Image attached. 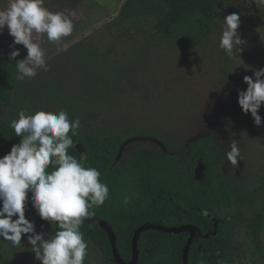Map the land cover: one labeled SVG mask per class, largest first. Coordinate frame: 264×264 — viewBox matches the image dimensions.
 <instances>
[{
  "label": "rangeland",
  "instance_id": "1",
  "mask_svg": "<svg viewBox=\"0 0 264 264\" xmlns=\"http://www.w3.org/2000/svg\"><path fill=\"white\" fill-rule=\"evenodd\" d=\"M126 1L45 0L48 10L72 19L73 32L64 38L67 51L59 53L46 35L41 38L48 70L17 79L13 120L21 110L65 111L70 120L79 118L77 131L119 139L123 163L142 147L187 155L197 141L213 143L222 156L217 177L232 180L242 195L215 206L227 224V252L233 264H264V105L258 127L238 104L239 91L247 89L243 77L254 79V71L264 68V3L220 0L196 36L183 27L161 38L154 28L159 0H131V8ZM8 5L0 0V9ZM232 13L240 15L244 44L228 56L219 42L223 19ZM13 39L7 28L0 32V52L18 49L21 60L27 49L12 46ZM233 142L242 157L237 167L226 156ZM37 233L45 239L55 234ZM85 241L84 264H109ZM21 245L0 240V264H41L27 238Z\"/></svg>",
  "mask_w": 264,
  "mask_h": 264
},
{
  "label": "trees",
  "instance_id": "2",
  "mask_svg": "<svg viewBox=\"0 0 264 264\" xmlns=\"http://www.w3.org/2000/svg\"><path fill=\"white\" fill-rule=\"evenodd\" d=\"M219 1L159 0L155 34L169 38L174 31L180 32L185 27L187 34L196 36L214 17ZM126 2L125 8H131V0ZM10 53L0 52V158L21 139L10 126L18 76L15 66L18 58L10 59ZM72 139L74 144L68 154L84 167L96 168L101 173V182L109 188V198L102 206L90 211L94 213L93 217L100 218L110 227L123 263L133 258V235L139 226L192 224L196 226V235L188 249L187 264H233L227 252V224L217 214L215 206L228 205L234 199H241L242 195L232 180L217 177L222 157L217 146L197 141L189 145L187 155L142 147L123 163L118 156L119 139L91 137L82 131H77ZM77 143L83 145L84 154L76 148ZM51 170L52 166L49 167ZM31 195L29 192L25 210L36 212ZM25 216L34 223L36 233L40 229H50L54 233L58 230L40 216ZM80 231L109 264H117L109 235L99 223L84 221ZM189 236L188 230L171 232L148 228L140 231L135 264H184ZM25 238L26 235H22L21 241Z\"/></svg>",
  "mask_w": 264,
  "mask_h": 264
},
{
  "label": "clouds",
  "instance_id": "3",
  "mask_svg": "<svg viewBox=\"0 0 264 264\" xmlns=\"http://www.w3.org/2000/svg\"><path fill=\"white\" fill-rule=\"evenodd\" d=\"M249 2L257 5L264 0ZM44 4L45 0H9L8 7L0 9V32L7 28L14 38L12 46L21 44L27 49V56L15 63L19 80L35 78L39 70H48L46 51L40 44L44 35L56 44L58 53L68 49L64 38L73 32L72 19L63 12L48 10ZM223 21L219 47L228 56L239 54L244 44L238 33L240 15L229 14ZM18 56V49L10 53L12 60ZM243 81L247 89L239 91L238 104L259 127L262 118L258 113L264 105V68L254 71V79L244 76ZM18 117L10 126L21 138L20 143L0 158V240L19 247L22 235H26L30 250L41 264H84L88 244L80 228L85 218L94 215L90 209L102 206L109 198V188L101 182L96 168H86L68 154L80 120H70L65 111L26 114V110H21ZM226 156L235 167L242 160L235 142ZM29 192L40 218L58 229L50 238L36 233L34 223L25 216Z\"/></svg>",
  "mask_w": 264,
  "mask_h": 264
},
{
  "label": "water",
  "instance_id": "4",
  "mask_svg": "<svg viewBox=\"0 0 264 264\" xmlns=\"http://www.w3.org/2000/svg\"><path fill=\"white\" fill-rule=\"evenodd\" d=\"M76 148L80 151V153L84 154L85 153V149L83 147L82 144L77 143L76 144ZM25 214L27 216L30 217H36L39 216L37 212H30L28 210H25ZM84 221H93V222H97L99 223L108 233L109 238L111 240V245H112V250H113V255L115 258V262L117 264H135L136 259H137V252H136V241H137V237L140 233V231L144 230V229H148V228H154V229H159V230H164V231H171V232H176V231H182V230H188L190 231V236L189 239L187 241L186 247H185V251H184V264H187V256H188V249L189 246L194 238V236L196 235V226L192 225V224H187V225H182V226H161V225H155V224H146V225H141L139 226L134 235H133V258L130 262L128 263H123L117 253V248H116V244H115V240H114V236L113 233L110 229V227L100 218L97 217H88L85 218Z\"/></svg>",
  "mask_w": 264,
  "mask_h": 264
}]
</instances>
